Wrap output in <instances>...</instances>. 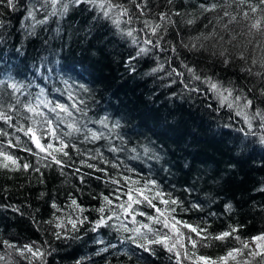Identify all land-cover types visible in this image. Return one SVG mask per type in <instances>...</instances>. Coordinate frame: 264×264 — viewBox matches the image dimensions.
<instances>
[{
	"label": "trees",
	"instance_id": "1",
	"mask_svg": "<svg viewBox=\"0 0 264 264\" xmlns=\"http://www.w3.org/2000/svg\"><path fill=\"white\" fill-rule=\"evenodd\" d=\"M13 3L0 0V153L15 160L0 155V264H197L233 249L232 264H264L243 247L264 234V3ZM165 234L172 251L148 244Z\"/></svg>",
	"mask_w": 264,
	"mask_h": 264
},
{
	"label": "snow or ice",
	"instance_id": "2",
	"mask_svg": "<svg viewBox=\"0 0 264 264\" xmlns=\"http://www.w3.org/2000/svg\"><path fill=\"white\" fill-rule=\"evenodd\" d=\"M85 2L92 3L94 5L96 4V0H69V3H72L74 5H78L80 3H85ZM7 3H8V6L14 7L13 0H7ZM58 3H60V0H51V4H52V7H53L52 15H56L57 14L56 5ZM261 3H264V0H261ZM98 6L101 9H104V7H105L104 3H100ZM112 7L113 6L111 4L108 5V9L109 10H111ZM67 9H68V4H61L60 14H63L64 12H66ZM252 11L255 12L256 11V8H252ZM103 14H104V16L107 17L109 15V11H104ZM126 14H127L126 10L121 13V15H126ZM31 15H32V13L29 12V16H31ZM245 15H247V14H245ZM43 22L44 21H41V23H43ZM114 23H116L117 26H118L119 25V20L117 19L116 21H114ZM189 23H191V21H189ZM252 27L258 29L260 27V22L258 21L257 23L253 24ZM153 31H155V29H153ZM127 34L129 36L132 35L131 32H128ZM142 51H144V49H141V52ZM225 62L227 63V61H225ZM189 71H192V70L190 69ZM195 79H200V77L199 76H195ZM11 87L15 89L16 88V85L15 84H12ZM210 87H211L212 90L216 91L217 94L221 97V103H224L225 101H227L228 100V96H231L232 95V91L229 90V89H224L223 92H221L220 88L215 83H211L210 84ZM224 92H227L228 95L225 96L224 95ZM236 99H239V97H237ZM251 104H252V101L249 100V101L246 102L245 107H250ZM45 106H47V104H45ZM25 107H26V111H28V112H32V113L37 114V115L40 114V113H37L36 108L32 107L31 105H26ZM228 107H232V104L229 103L228 104ZM57 109H59L62 112H67V108L64 105H61V104H56L55 107H53L51 109V111H56ZM237 115H243L245 117V121L249 125V128H251V122H250L249 117H248V115L246 113H244V112H238ZM255 115L256 116H259L261 118V120L264 121V113H261V112L257 111L255 113ZM0 119L10 120L11 118L10 117H7L6 118L3 114H0ZM101 123H103V121H101ZM47 124L49 126V130L52 132V135H55L54 130L51 129V121L50 120L47 121ZM68 127L70 129L74 130V131H79V129L78 128H75L74 125H68ZM20 130L25 131V134L26 135H29L30 139H32L35 142L36 146L38 148H40L41 151H44L45 150L44 146H42L40 144L39 138L37 137L36 132L34 131L33 128L29 127L26 130H24V129H20ZM92 138L93 139H97L99 137L95 133H93L92 134ZM61 145L63 146V141H61ZM52 147H53L52 144H48L47 145V148H52ZM56 151H62V148L61 149H56ZM66 154L67 153H65V155ZM0 155H4L6 160H11L13 163H15V160H13V158L11 156H7L4 153H0ZM52 159L54 161H56L57 163H59V161L56 160V157L55 156H53ZM7 166H8L7 164L4 165V167H7ZM23 167H24V169H27L29 167V165L24 164ZM128 195H129V200H131L132 199L131 192H129ZM105 199H107V198H105ZM145 200H148V197H145ZM148 202H149V204H151V201L150 200H148ZM162 202L164 204H166V205L169 204V203H171V204H177L178 203L175 200H171V201L162 200ZM72 204L75 205L76 204V201L73 200L72 201ZM53 207H55V205H53ZM128 208H131V204H128ZM99 211L103 212L104 210L101 208ZM160 211H161L160 209H157V212H160ZM172 211H175V209H172ZM125 212L127 213V209H125ZM128 214L131 215V213H128ZM141 215H143V214L141 213ZM173 221H174V218H173ZM133 222L135 223L134 216H133ZM156 222L157 223H160L161 221L159 219H157ZM104 223H106V221L102 218L100 221L97 222V227H99L101 224H104ZM179 223H180L179 221H174L173 225H169L167 222H164V227L165 228H172V227H174L175 224H179ZM73 227H75V224H73ZM141 227L148 228L147 225H142ZM184 227L189 228L191 232L197 233L198 235H200L201 233H203L205 231L203 229H199L198 230L196 227H192L191 225H188L186 223L184 224ZM124 230L125 231H128L129 230L126 225L124 226ZM148 230L151 231L150 228ZM132 231L135 232V233H137V234H139L140 233V228H133ZM232 231L235 232L236 229H233ZM231 234L232 233H230V232H224V233H221V234H219V235H217V236H215L213 238L216 239V240H224L226 237H229ZM179 235L182 236L183 233H180ZM57 238H59V234L58 233H57ZM167 238L168 237L165 234V236H163V237H161V238H159L157 240H148V244L160 243V244H163L164 247L168 248L169 251H172L173 250V247H175V245H173L172 247H169L168 244L165 243V240ZM132 239H133V242H135V238H132ZM188 239L191 241L192 247L195 248L197 242L195 240H192L191 236H189ZM202 239H208V237L207 236H203ZM236 239H239V237H236ZM252 241L255 242V243H257V246L258 247H264V243H262V242H264V235H260V236L253 237L252 238ZM181 246H183V245H181ZM137 247L143 248L145 251H149V248L145 244H137ZM243 247L244 248H247L248 247V243L245 242L243 244ZM25 249L27 251H29V252H32L33 251L32 248L30 246H27V245L25 246ZM240 251H241L240 249H233V250H231V251L228 252V254H227L226 257H221L220 259L221 260H224V261H226L228 258L235 259L234 253H238ZM37 254H39L41 256L43 255L42 253H39V250H37L36 252H33V255H37ZM257 254H259V253H257ZM21 255H23V251H21ZM196 260H197V264H215L214 261H211L209 258L204 257V256L196 257Z\"/></svg>",
	"mask_w": 264,
	"mask_h": 264
},
{
	"label": "rangeland",
	"instance_id": "3",
	"mask_svg": "<svg viewBox=\"0 0 264 264\" xmlns=\"http://www.w3.org/2000/svg\"><path fill=\"white\" fill-rule=\"evenodd\" d=\"M178 227L180 226V224H176ZM264 235V234H263ZM264 243V242H262ZM248 247L251 248L254 251H258L260 252V250H262V248L264 247H258L257 243L253 242L252 240L248 243ZM239 253V252H238ZM238 253H234V256H237ZM227 255L223 256L226 257ZM221 258V257H220ZM220 258H216V259H210L211 261H214L215 264H232V262L234 263V259L232 258H228L226 261L221 260Z\"/></svg>",
	"mask_w": 264,
	"mask_h": 264
}]
</instances>
